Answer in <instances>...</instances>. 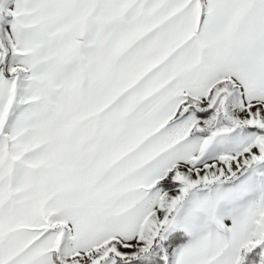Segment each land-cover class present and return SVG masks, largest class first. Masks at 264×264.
Masks as SVG:
<instances>
[{"label":"snow or ice","instance_id":"obj_1","mask_svg":"<svg viewBox=\"0 0 264 264\" xmlns=\"http://www.w3.org/2000/svg\"><path fill=\"white\" fill-rule=\"evenodd\" d=\"M0 264H264V0H0Z\"/></svg>","mask_w":264,"mask_h":264}]
</instances>
